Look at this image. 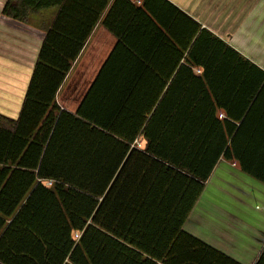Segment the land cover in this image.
Instances as JSON below:
<instances>
[{
    "label": "trees",
    "instance_id": "1",
    "mask_svg": "<svg viewBox=\"0 0 264 264\" xmlns=\"http://www.w3.org/2000/svg\"><path fill=\"white\" fill-rule=\"evenodd\" d=\"M2 14L44 38L18 117L0 113V264H243L183 226L220 158L264 182L247 105L220 117L224 90L251 115L264 70L168 0Z\"/></svg>",
    "mask_w": 264,
    "mask_h": 264
},
{
    "label": "crops",
    "instance_id": "2",
    "mask_svg": "<svg viewBox=\"0 0 264 264\" xmlns=\"http://www.w3.org/2000/svg\"><path fill=\"white\" fill-rule=\"evenodd\" d=\"M6 1L0 0V113L17 118L44 31L3 15ZM168 1L264 70V0ZM222 93L227 106L220 111L221 118H230L228 112L237 116L247 105L240 115L247 121L243 129L247 138L240 144L264 135V107L259 108L264 96L246 116L253 100L248 103L237 90ZM259 164L264 172V161L259 159ZM183 227L239 262L255 264L264 247V182L238 162L220 158Z\"/></svg>",
    "mask_w": 264,
    "mask_h": 264
},
{
    "label": "built area",
    "instance_id": "3",
    "mask_svg": "<svg viewBox=\"0 0 264 264\" xmlns=\"http://www.w3.org/2000/svg\"><path fill=\"white\" fill-rule=\"evenodd\" d=\"M136 143H137L138 146H141V143H140L139 141H137ZM46 184H47L48 186L52 185V180H46ZM76 236L78 237L79 234L76 233Z\"/></svg>",
    "mask_w": 264,
    "mask_h": 264
}]
</instances>
